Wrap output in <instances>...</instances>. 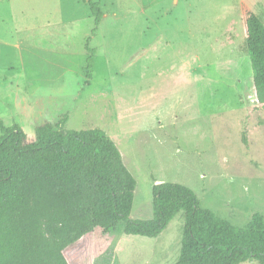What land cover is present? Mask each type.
I'll return each instance as SVG.
<instances>
[{
    "label": "rangeland",
    "instance_id": "rangeland-1",
    "mask_svg": "<svg viewBox=\"0 0 264 264\" xmlns=\"http://www.w3.org/2000/svg\"><path fill=\"white\" fill-rule=\"evenodd\" d=\"M93 1L95 32L88 0H0L5 125L29 140L45 122L105 130L137 180L133 219L152 217L161 182L190 187L236 225L264 216V109L241 11L245 2L264 22V0ZM185 224L181 211L155 238L97 229L64 254L70 264H174Z\"/></svg>",
    "mask_w": 264,
    "mask_h": 264
},
{
    "label": "trees",
    "instance_id": "trees-1",
    "mask_svg": "<svg viewBox=\"0 0 264 264\" xmlns=\"http://www.w3.org/2000/svg\"><path fill=\"white\" fill-rule=\"evenodd\" d=\"M88 3L95 32L103 11L97 1ZM241 11L244 48L264 109V22L245 2ZM136 186L105 130L61 131L45 122L29 140L19 124L6 126L0 118V264H70L65 249L97 229L155 238L181 211L186 224L174 264H264L260 213L236 225L203 207L190 187L161 182L152 188V217L133 219Z\"/></svg>",
    "mask_w": 264,
    "mask_h": 264
}]
</instances>
